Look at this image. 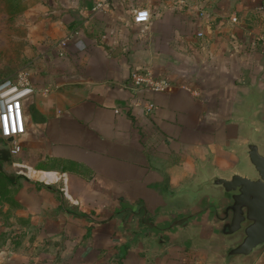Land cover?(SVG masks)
I'll use <instances>...</instances> for the list:
<instances>
[{"label": "crops", "instance_id": "1", "mask_svg": "<svg viewBox=\"0 0 264 264\" xmlns=\"http://www.w3.org/2000/svg\"><path fill=\"white\" fill-rule=\"evenodd\" d=\"M136 8L147 22L132 21ZM26 15L35 90L18 151L0 137V230L29 231L45 264H210L194 228L166 243L142 232L188 206L181 188L203 167L242 169L248 102L264 130L262 53L226 25L207 32L174 0H32ZM133 69L170 84L148 94V115L126 107ZM251 264H264V248Z\"/></svg>", "mask_w": 264, "mask_h": 264}, {"label": "water", "instance_id": "2", "mask_svg": "<svg viewBox=\"0 0 264 264\" xmlns=\"http://www.w3.org/2000/svg\"><path fill=\"white\" fill-rule=\"evenodd\" d=\"M253 105L241 113L244 134L235 149L242 169L221 176L203 167L191 186L181 188L188 206L155 218L142 233L166 243L178 230L194 228L191 241L212 246L210 264L252 263L264 248V130L252 119Z\"/></svg>", "mask_w": 264, "mask_h": 264}, {"label": "rangeland", "instance_id": "3", "mask_svg": "<svg viewBox=\"0 0 264 264\" xmlns=\"http://www.w3.org/2000/svg\"><path fill=\"white\" fill-rule=\"evenodd\" d=\"M31 1L0 0V79L28 72L30 55L25 17ZM201 3L207 32L215 30L216 24V29L226 25L230 32L235 34L236 30L240 34L244 51L251 53L254 49L264 57V0H201ZM261 62L264 64V58ZM31 241L29 231L0 230V264H14L13 261L15 264H45L33 254L35 247Z\"/></svg>", "mask_w": 264, "mask_h": 264}, {"label": "built area", "instance_id": "4", "mask_svg": "<svg viewBox=\"0 0 264 264\" xmlns=\"http://www.w3.org/2000/svg\"><path fill=\"white\" fill-rule=\"evenodd\" d=\"M174 1L180 7L194 11L198 17H202L204 13L201 0ZM131 19L134 23H145L149 20V12L145 8H136ZM200 34L198 32L197 36ZM126 87L132 94V97L126 102V107L148 115L154 108L148 94L164 92L170 87V84L165 77L157 75L150 69H133L129 73ZM34 90V86L29 81L28 72H20L14 78L0 80V137L11 138L10 151L13 153L19 149L16 139L24 129L22 101ZM46 91L44 89L41 93H46ZM118 239V237H114L115 241Z\"/></svg>", "mask_w": 264, "mask_h": 264}, {"label": "trees", "instance_id": "5", "mask_svg": "<svg viewBox=\"0 0 264 264\" xmlns=\"http://www.w3.org/2000/svg\"><path fill=\"white\" fill-rule=\"evenodd\" d=\"M1 80V79H0ZM5 176H3V178H4ZM7 178H9V177H7Z\"/></svg>", "mask_w": 264, "mask_h": 264}, {"label": "snow or ice", "instance_id": "6", "mask_svg": "<svg viewBox=\"0 0 264 264\" xmlns=\"http://www.w3.org/2000/svg\"><path fill=\"white\" fill-rule=\"evenodd\" d=\"M142 16H143V14H142Z\"/></svg>", "mask_w": 264, "mask_h": 264}]
</instances>
